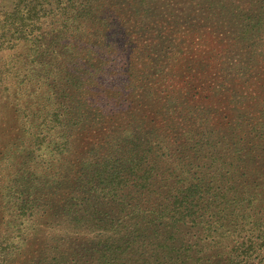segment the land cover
<instances>
[{
  "label": "trees",
  "instance_id": "obj_1",
  "mask_svg": "<svg viewBox=\"0 0 264 264\" xmlns=\"http://www.w3.org/2000/svg\"><path fill=\"white\" fill-rule=\"evenodd\" d=\"M106 1L14 0L0 7V29L13 31L0 47L36 45L33 26L52 17L48 48L38 53L48 69L45 81L17 83L11 71V86L1 92L26 89L40 102L34 114L28 103L0 105V134L9 130L13 148L0 157L27 158L29 165L0 179V207L11 204L14 232L41 213L49 223L40 264H109V253L118 252L110 242L122 229L101 209L118 204L129 211L121 237L127 257L143 242L154 245L160 264L176 255L193 264L205 247L225 253L228 264H264V0ZM80 144L85 152L117 150L102 165L74 153L61 182L46 178L51 163L41 169L32 163ZM218 148L223 164L204 163L197 171L203 152ZM98 166H105L104 181H94ZM64 181L75 189L60 199L49 188ZM97 181L105 185L99 195ZM60 219L75 221L73 232L93 221L108 237L80 256L77 234H57ZM99 247L104 258L94 255Z\"/></svg>",
  "mask_w": 264,
  "mask_h": 264
},
{
  "label": "rangeland",
  "instance_id": "obj_2",
  "mask_svg": "<svg viewBox=\"0 0 264 264\" xmlns=\"http://www.w3.org/2000/svg\"><path fill=\"white\" fill-rule=\"evenodd\" d=\"M33 1V0H32ZM43 2L44 0H40V2ZM39 2V3H40ZM97 2L101 3V6H105L106 0H97ZM11 4H16L14 3V0H0V7L2 6H9ZM28 4H30L31 7V1H28ZM35 5V4H34ZM25 5L19 6V10L25 11L24 10ZM3 8H0V20H4V16L1 14ZM26 12V11H25ZM41 17L42 16H38ZM40 18V19H41ZM38 19V18H37ZM39 22L37 25L33 28L32 30L35 31V34L37 37H39V43L36 45H33L30 41H21L19 43H15L16 45L13 47H10V45H5L4 47H0V105L4 104L5 102L12 101L13 103L18 101L20 104H26L32 106V113L34 114L36 112V109H40L39 105L40 102L36 96H33L31 91L24 89L22 92L19 94H16L13 92L12 89H8L9 91L4 92L2 95L1 92L5 88V86H8L11 81V76L9 74H12L11 71L17 72L15 74V79H17V83L24 82L25 80L29 79H34V80H42L45 81V75L48 71L46 62L44 61V58L42 56H39L38 53L42 52L45 47L48 48L49 41L46 40L45 43V33H47L51 28L50 24L52 25V17L49 18L48 22L46 19H43L41 22ZM32 22V21H31ZM2 28V26H1ZM4 29V28H3ZM0 29V46L2 41H8L11 40L13 31L11 27H7L6 29ZM53 29V28H52ZM194 42V41H193ZM191 42L190 45L191 47H194V44ZM189 48V46H188ZM123 54V51L121 52ZM147 76L142 75V76H137L134 78H137L139 80L145 79ZM13 85V84H12ZM11 86V85H10ZM8 86V87H10ZM26 88V87H25ZM11 93L12 96L10 95ZM6 118L12 117V112L8 111L5 115ZM4 117V118H5ZM9 130H5L2 134H0V137H4V139L0 140V152L2 154L8 151H12V147L10 148L8 141L9 135H8ZM18 135H21L20 131H16ZM20 133V134H19ZM135 134H139V132H134ZM25 134V133H24ZM23 136V135H21ZM27 136V135H26ZM112 137V135H109ZM8 141V142H7ZM111 141V139L109 140ZM107 141V142H109ZM7 142V143H6ZM84 145L80 144V147L77 146L75 149L69 148L70 152L68 154H62L61 151L55 150L53 154H48L44 158L45 160H36L35 157H33L32 163L35 166V169H41L42 165L46 162H49L52 164L50 167V174L46 176L48 180H57L60 181V176H68L70 171L68 169H65L64 165L69 166L70 163L72 162L74 158V153H81L82 156L86 159L89 158L90 161H95L98 162L100 165L103 164L102 157L104 156H113L116 154V146L115 145H110V146H105L104 148H97L94 150L93 148H89L87 152H85V148L83 147ZM32 145H28L26 147H23L24 149V155H28L29 151L31 150ZM75 150V152H74ZM32 151L36 152L37 149H32ZM123 153V149L121 151ZM207 152V153H206ZM101 158H97V157ZM205 156L208 157L205 158ZM83 157H79V159L84 161ZM67 158V159H66ZM220 161H218L217 159ZM226 159V156L222 158L221 155V149L218 148V150L215 149H210L208 151L203 152L200 161L196 163V170L197 171H202L201 169H198V166L203 165L204 163L208 164L209 166L213 163V168L215 167H220L223 162L222 160ZM76 161V160H75ZM27 163V158L24 159L21 163L16 162L14 156H10L8 159L6 158H1L0 157V179H5L8 175H11L14 172H18L21 170V172H25L27 170L28 166ZM100 168V166H98ZM42 172H46V170H41ZM99 171L100 172H105V166L101 167L98 171L93 173L94 176V181L101 179L102 181L105 180L104 178L99 177ZM218 172H221L219 170ZM105 176V175H104ZM203 177L204 175H200ZM61 177V178H62ZM75 184L72 183L71 181H64L61 185H58L56 183H52L50 186V190L55 194V196H58V198H64L67 194L73 195V191ZM102 190H105V185L102 184V182L97 181L93 187V193L96 195H99L102 193ZM60 198V199H61ZM119 203V202H118ZM120 205H116L115 207L109 206H104L101 209V213L103 215H108L111 218H115V221H119V224L121 225L122 232H120L117 238H113L111 240V244H115V247L112 250H117L118 252L116 254L109 253L108 255V261L109 264H130L129 260L133 261V264H160L159 261H157L154 257H152L153 253H156L157 251L154 252V245L151 246H145L143 245V242L137 243L136 249L138 252L134 254H129L128 257L126 256L127 254L124 253V249L127 247H123V241H121V237H123V222H128L127 219H123V216L127 215L129 211H123V206L119 207ZM14 213L11 204H9L7 207H5L4 210L1 209L0 207V260L2 261H7L8 263L13 264H40V259L43 258L45 254V246L46 242H44L43 238L44 236H48L46 232H43V227H45L49 222H46L44 219L45 217L42 216L40 213V216H36L33 220V223L30 221L26 228L22 231L21 234L15 233L14 228L17 222L14 219ZM42 221L41 223L39 221ZM62 226L57 228V234L59 235H65L68 233L72 234H77L78 235V240H76L79 243V246L76 247L75 252H78L80 256H85L86 251L91 252L93 250H96L94 247H90V243L96 241L99 242L100 240H106L108 237V230H102L101 228L97 227L93 221L90 222H85L86 225L84 226L83 230H80L81 232H73L71 231V227H77L75 224V221H68L66 219H60ZM34 222H37V225H34ZM101 225V224H100ZM79 229V227H77ZM113 235V234H112ZM115 235V234H114ZM31 240V238H33ZM20 237V238H17ZM89 242L87 243V246H81V242ZM15 243H18V249L15 246ZM92 245V244H91ZM98 246V243L96 244ZM51 246H49L46 249V252L50 249ZM233 247V243L231 245ZM208 247H205L203 250V253L196 257V259L193 261V264L196 263L197 259L199 257L202 258L201 263L202 264H228V261H226V254L225 253H220V252H215V250L218 249H212L209 250L207 249ZM128 249L127 251H129ZM214 250V251H213ZM99 253H98V252ZM94 254L95 257H103V252L101 251L100 247ZM216 253L215 257L213 258V253ZM105 254V252H104ZM102 258V259H103ZM130 258V259H127ZM181 259L176 255V257L171 261H165V264H181ZM92 264H103L100 262H97L96 260H92Z\"/></svg>",
  "mask_w": 264,
  "mask_h": 264
}]
</instances>
